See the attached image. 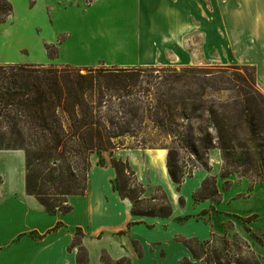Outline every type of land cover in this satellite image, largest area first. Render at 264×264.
Masks as SVG:
<instances>
[{
  "label": "crops",
  "instance_id": "1",
  "mask_svg": "<svg viewBox=\"0 0 264 264\" xmlns=\"http://www.w3.org/2000/svg\"><path fill=\"white\" fill-rule=\"evenodd\" d=\"M8 1L14 10L0 24L1 36L5 49L17 48L20 59H4L5 64L252 66L264 89V0ZM25 38L26 44L19 43ZM167 157L161 148L93 154L87 193L69 197L68 213L53 214L27 191L26 152L0 149V264H79L73 245L79 237L89 264H102L103 253L132 264H204L184 240L204 242L230 236L229 230L256 251L263 249L252 234L264 230V182L224 176L216 160L178 186ZM113 158L129 162L146 188L144 197L161 187L172 214L134 216L132 202L114 187ZM209 179L213 192L201 197Z\"/></svg>",
  "mask_w": 264,
  "mask_h": 264
},
{
  "label": "trees",
  "instance_id": "2",
  "mask_svg": "<svg viewBox=\"0 0 264 264\" xmlns=\"http://www.w3.org/2000/svg\"><path fill=\"white\" fill-rule=\"evenodd\" d=\"M13 10L8 0H0V24L6 22ZM85 70L87 73L83 74L82 68L71 66L0 64V149H22L26 152L27 191L36 196L48 212L66 214L71 210L69 197L87 193L90 157L93 154L101 155L108 151L112 155L119 149H130L125 143L129 138L142 143L139 140L140 128L136 130L133 125L140 113H143L141 120L149 119L153 133L163 132L178 145L152 144L148 148L168 151V172L178 186L191 175L186 166L178 162L179 149H185L196 157L195 169L209 168L208 152L211 149H219L223 160L236 154L240 136L233 126V116L224 112L220 117L215 110L206 108L205 92L191 91L188 97L178 92L169 102L161 101L155 106L150 103L146 107L127 104L118 96L120 102L115 105L105 99L99 88L100 76L95 75L99 70ZM139 70L114 69L109 73L125 75ZM95 92L99 95L98 100L90 96ZM110 97L113 99L115 96ZM160 113H163V118H159ZM206 114L209 127L215 130L216 136L208 132V128H198L197 132L194 129L196 123L205 122ZM29 150L36 151L32 159ZM33 161H37L41 173L33 174ZM100 163H106L103 157ZM112 164L117 172L114 187L122 198L132 202L134 216L169 217L172 214V206L161 187L157 188L161 193V207L158 211H148L143 206L146 188L138 181L129 162L113 158ZM247 230L251 232L248 227ZM235 235L236 239L250 247L247 241ZM252 236L261 241L255 234ZM238 240L235 242L238 243ZM230 241L226 234L204 242L186 239L184 243L193 257L204 264H222L223 260L226 264H245L233 256L230 258L229 248L233 244ZM73 245L80 247L79 254H86L81 239L76 238ZM79 254L78 263L81 264ZM110 260L107 253L102 254V264ZM255 261V264H260L257 258ZM124 263L132 264L126 257L117 261V264Z\"/></svg>",
  "mask_w": 264,
  "mask_h": 264
},
{
  "label": "rangeland",
  "instance_id": "3",
  "mask_svg": "<svg viewBox=\"0 0 264 264\" xmlns=\"http://www.w3.org/2000/svg\"><path fill=\"white\" fill-rule=\"evenodd\" d=\"M4 32L5 30L0 26V64L2 65L5 64L3 62L4 59H20L18 53L15 51L17 48L13 49V47H8L5 49V44H3L4 40L2 39ZM25 41L27 42L26 38L20 40L19 43H24ZM22 51L24 54L27 53L26 49H22ZM49 54L56 56V49L50 48ZM50 64L60 67L70 66L60 65L58 63ZM74 68H82V73L86 74L87 71L85 69L90 67ZM91 68L99 70L95 73V75L100 76L98 80L99 88L104 93L105 99L113 101L115 105L120 102L118 96L121 97V101L127 104L132 103L146 107L150 103H153L155 106L158 102L171 100L178 92L185 97H188V93L191 91L199 93L205 92V100L208 102L205 107L215 110L220 117L224 112H229L233 116V126L240 136L237 140L238 149L236 154H233L226 160H223L219 149H211L208 152L209 167L210 163L219 160L221 164L219 165L222 167L221 173L224 176L230 173H236L238 176L246 178L251 182L264 181V89L257 82L254 67H224L215 65L166 68L139 67L141 69L139 72L125 75L109 73L114 69L120 70L122 68H107L104 66ZM94 94L90 95L91 98L98 100L99 95L97 92ZM110 95L115 97L111 99ZM142 115L143 113H140V117L133 121V125L137 128L136 130L140 128L139 140L142 143L136 142L135 138H129L125 141L126 145L130 147L128 150H144V148L148 149L152 144L156 146L166 145L178 147L174 143L173 138L165 133L160 131H157V134L153 133L149 119L146 118L145 121L141 120ZM147 115H149V112ZM207 116L206 114L205 122L196 123L194 129L197 132L198 128H208V132L216 136L215 130L209 127ZM163 117V113H160L159 118ZM141 122L144 123L141 124ZM154 140L157 141L153 142ZM35 155L36 151L29 150L31 159ZM178 162L180 165H185L186 171L191 172V174L196 170L194 168L196 157L192 156L185 149H179ZM32 164L33 174L40 172L39 170L41 168L38 166L37 161H33ZM213 184V179H209L199 195L203 197L212 194ZM43 188L46 189L45 187ZM160 197L161 194L155 190H152L151 196H143L146 199L143 205L144 208H148V211H152L151 209L158 211L162 205V201L159 200ZM154 198L156 200H153ZM229 234L230 242L234 244L229 248L230 258L233 256L245 264H255V259L257 258L260 264H264V230L255 232V236L261 240L260 243L258 242L263 247L261 251H256L251 246L248 247L246 244L240 242V240L236 239V235H233L232 230H229ZM78 240H80V237ZM215 240L219 241V239ZM235 240H238V243ZM216 244L220 247V244L217 242ZM76 247L80 250L79 246ZM134 247L137 250L139 249V246L135 243ZM195 247L198 248L197 245ZM79 255L81 264H89L87 252L86 254L81 253ZM117 261L111 259L107 261V264H117ZM222 264H226V262L223 260Z\"/></svg>",
  "mask_w": 264,
  "mask_h": 264
}]
</instances>
